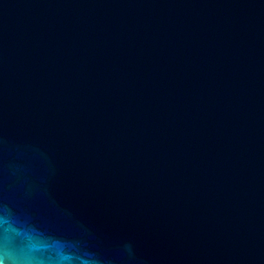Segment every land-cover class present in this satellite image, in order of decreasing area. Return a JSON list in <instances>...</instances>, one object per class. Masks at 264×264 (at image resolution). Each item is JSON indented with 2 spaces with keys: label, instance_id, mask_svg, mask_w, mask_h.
I'll list each match as a JSON object with an SVG mask.
<instances>
[{
  "label": "water",
  "instance_id": "water-1",
  "mask_svg": "<svg viewBox=\"0 0 264 264\" xmlns=\"http://www.w3.org/2000/svg\"><path fill=\"white\" fill-rule=\"evenodd\" d=\"M0 264H264V0H0Z\"/></svg>",
  "mask_w": 264,
  "mask_h": 264
}]
</instances>
